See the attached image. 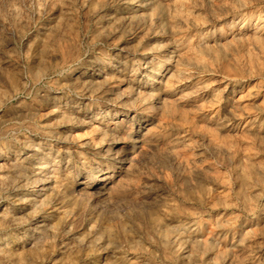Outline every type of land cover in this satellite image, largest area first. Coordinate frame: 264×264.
<instances>
[{
    "label": "rangeland",
    "instance_id": "374dc122",
    "mask_svg": "<svg viewBox=\"0 0 264 264\" xmlns=\"http://www.w3.org/2000/svg\"><path fill=\"white\" fill-rule=\"evenodd\" d=\"M0 264H264V0H0Z\"/></svg>",
    "mask_w": 264,
    "mask_h": 264
}]
</instances>
